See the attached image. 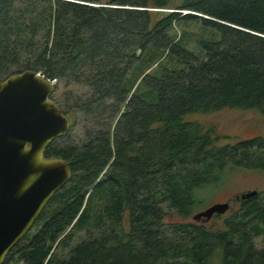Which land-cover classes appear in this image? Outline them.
Masks as SVG:
<instances>
[{
    "label": "trees",
    "instance_id": "trees-1",
    "mask_svg": "<svg viewBox=\"0 0 264 264\" xmlns=\"http://www.w3.org/2000/svg\"><path fill=\"white\" fill-rule=\"evenodd\" d=\"M178 22L219 40L200 59ZM170 56L184 68L161 69ZM24 71L55 81L70 126L43 156L71 176L2 264H264V192L219 225L166 221L197 213L226 171L264 170V137L218 145L185 121L264 118V0H0V83Z\"/></svg>",
    "mask_w": 264,
    "mask_h": 264
},
{
    "label": "water",
    "instance_id": "water-1",
    "mask_svg": "<svg viewBox=\"0 0 264 264\" xmlns=\"http://www.w3.org/2000/svg\"><path fill=\"white\" fill-rule=\"evenodd\" d=\"M53 86L32 71L0 83V264L71 176L64 160L43 156L45 147L65 135L70 124L49 99ZM256 194L249 191L236 199ZM228 210V203H218L192 219L207 222Z\"/></svg>",
    "mask_w": 264,
    "mask_h": 264
},
{
    "label": "rangeland",
    "instance_id": "rangeland-1",
    "mask_svg": "<svg viewBox=\"0 0 264 264\" xmlns=\"http://www.w3.org/2000/svg\"><path fill=\"white\" fill-rule=\"evenodd\" d=\"M174 31L177 34L179 32L182 34L180 45L200 59L204 57L200 41L205 39L209 41L219 40L218 34L213 30L195 23L178 22ZM162 63L161 69L180 70L184 68L172 56L165 58ZM185 121L197 122L204 130H213L218 138H216L218 145L233 144L239 139L255 136L264 137V118L254 111L222 110L212 114H193L187 115ZM78 133H80L79 129L76 130V135ZM249 191L264 192V170L242 168L228 170L219 186L207 189L199 194L200 204L196 210L199 213L214 204L228 203L229 210L225 214L219 215L220 219H216L214 215L209 221L205 222L202 220L194 221L192 216L181 220L175 215H170L166 218V221L194 222L206 226L219 225L223 219L238 208L239 200H236V196ZM74 245H76V242L73 243ZM256 245L259 249H264V236L256 240ZM18 264L24 263L20 262Z\"/></svg>",
    "mask_w": 264,
    "mask_h": 264
},
{
    "label": "built area",
    "instance_id": "built-area-1",
    "mask_svg": "<svg viewBox=\"0 0 264 264\" xmlns=\"http://www.w3.org/2000/svg\"><path fill=\"white\" fill-rule=\"evenodd\" d=\"M50 83H51V84H54V83H55V81H54V80H53V81H50Z\"/></svg>",
    "mask_w": 264,
    "mask_h": 264
},
{
    "label": "flooded vegetation",
    "instance_id": "flooded-vegetation-1",
    "mask_svg": "<svg viewBox=\"0 0 264 264\" xmlns=\"http://www.w3.org/2000/svg\"><path fill=\"white\" fill-rule=\"evenodd\" d=\"M236 200H238V199H236Z\"/></svg>",
    "mask_w": 264,
    "mask_h": 264
}]
</instances>
